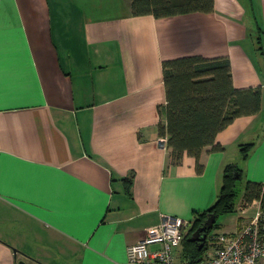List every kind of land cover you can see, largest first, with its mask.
I'll use <instances>...</instances> for the list:
<instances>
[{"label":"crops","instance_id":"0c3cea01","mask_svg":"<svg viewBox=\"0 0 264 264\" xmlns=\"http://www.w3.org/2000/svg\"><path fill=\"white\" fill-rule=\"evenodd\" d=\"M253 28L264 30V0L162 18L133 16L130 0H0V264H125L163 214L190 220L186 233L229 162L244 170L239 216L218 217V232L241 231L259 210L241 206L244 180L264 181ZM188 54L227 56L234 86L262 95L217 134L222 149L203 148L201 172L159 141L162 61Z\"/></svg>","mask_w":264,"mask_h":264},{"label":"trees","instance_id":"16d2710c","mask_svg":"<svg viewBox=\"0 0 264 264\" xmlns=\"http://www.w3.org/2000/svg\"><path fill=\"white\" fill-rule=\"evenodd\" d=\"M130 10L133 16L152 15L155 18L210 13L214 10V0H130ZM261 32L260 29L256 38L259 44ZM257 49L262 50L261 46ZM162 73L165 103L159 107L163 116L158 123L159 134L166 137L165 146L174 163L180 162L187 154L195 158L196 170L201 172L203 166L199 157L203 148L222 149L216 139L217 134L236 117L252 115L261 109V87H235L227 56L188 54L165 59L162 61ZM252 146L253 143L240 144L243 159L247 158ZM243 178L244 170L239 164L229 162L224 165L216 199L207 209L196 214L191 227L183 235L180 246L183 262L193 264L203 258L207 238L199 247L191 235L211 212L216 220L207 231V237L213 236L214 233L210 232L219 226L218 217L235 211L238 182ZM255 200L259 202L263 220L264 181L246 179L241 206L246 207Z\"/></svg>","mask_w":264,"mask_h":264},{"label":"built area","instance_id":"2783aa9c","mask_svg":"<svg viewBox=\"0 0 264 264\" xmlns=\"http://www.w3.org/2000/svg\"><path fill=\"white\" fill-rule=\"evenodd\" d=\"M165 145L166 137H160ZM260 209L238 233L216 232L207 237L204 256L193 264H261L264 257V219ZM190 220L163 214L159 223L147 227L128 247L125 264H186L180 246ZM156 247L152 248L151 246Z\"/></svg>","mask_w":264,"mask_h":264},{"label":"water","instance_id":"95a60500","mask_svg":"<svg viewBox=\"0 0 264 264\" xmlns=\"http://www.w3.org/2000/svg\"><path fill=\"white\" fill-rule=\"evenodd\" d=\"M215 220V214L210 212L207 214L206 218L202 221V223L193 231L191 239L196 240L198 242L199 247L204 244V241L208 236L207 231L212 228Z\"/></svg>","mask_w":264,"mask_h":264},{"label":"rangeland","instance_id":"374dc122","mask_svg":"<svg viewBox=\"0 0 264 264\" xmlns=\"http://www.w3.org/2000/svg\"><path fill=\"white\" fill-rule=\"evenodd\" d=\"M254 1H256V0H251V2H253L254 3ZM252 36H254V44H255V46H257V48H258V46H261V48H262V52L260 51V50H258L257 49V54H258V56L260 57V64L262 65V67L264 68V30H263V32L260 34L261 36V42H260V44L257 42V39H256V33L254 32V28H253V30H252ZM240 187V186H239ZM239 199H240V195L238 194L237 195V198H236V204L238 203V201H239ZM238 206V205H237ZM239 209V208H238ZM238 211V210H237ZM239 211H240V209H239ZM239 214V212H237V213H233V215L232 216H234V217H236V216H239L238 215ZM223 215H220L219 216V221H220V219H221V217H222ZM185 219V218H184ZM221 230H223V226L222 225H220V226H218V227H215V228H213L212 230H211V234H213V233H215V232H218V231H221Z\"/></svg>","mask_w":264,"mask_h":264}]
</instances>
